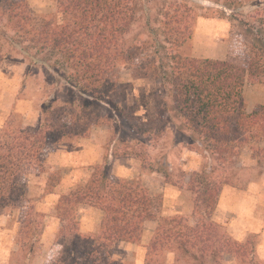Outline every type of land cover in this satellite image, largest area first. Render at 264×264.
I'll use <instances>...</instances> for the list:
<instances>
[{"label": "trees", "instance_id": "trees-1", "mask_svg": "<svg viewBox=\"0 0 264 264\" xmlns=\"http://www.w3.org/2000/svg\"><path fill=\"white\" fill-rule=\"evenodd\" d=\"M154 2L162 6L151 18L147 4ZM141 17L157 25H147L144 39L131 38ZM198 17L226 19L242 27L250 42L248 66L188 56L185 49ZM15 54L47 67L57 76L56 84L70 86L82 100L80 115L71 124L64 122L60 108L52 109V98L41 106L43 126L0 137V214L27 202L25 178L43 173L42 158L50 146L64 138L87 136L74 126L111 125V117L94 106H106L119 118L125 116L117 103L123 68L158 80L169 100L161 98L159 119L130 118L125 121L128 128L142 137L160 138L166 130L161 116L173 111L196 135L194 141L203 153L213 156L219 166L233 168L245 147L251 149L258 166L264 164V148H255L264 140V104L248 113L243 95L247 80L264 86V0H57L56 14L40 22L27 1L0 0V63ZM132 146L117 149L114 144L113 158H134L148 169L149 154L139 143ZM214 172L205 168L190 175L187 189L193 198L194 224L183 218L160 219L148 247L147 264L151 255L170 242L186 254L196 250L193 260L200 264L208 260L220 264L225 255L236 260L248 255L251 263H257L249 242L233 240L211 221L221 190L228 184ZM81 204L103 212L98 236L79 233L75 209ZM152 207L146 187L112 176L106 157L86 185L59 200L56 211L62 226L54 242L58 248L55 264H116L110 259L114 243H138L144 222L155 219ZM31 222L25 219L21 225L24 239ZM33 251L30 244L29 252Z\"/></svg>", "mask_w": 264, "mask_h": 264}, {"label": "rangeland", "instance_id": "rangeland-1", "mask_svg": "<svg viewBox=\"0 0 264 264\" xmlns=\"http://www.w3.org/2000/svg\"><path fill=\"white\" fill-rule=\"evenodd\" d=\"M25 1L28 2L36 22H40L44 17L54 15L57 12V0ZM238 1L247 2L249 0ZM201 4L207 5L205 3ZM161 6L160 2L147 4L151 18L161 10ZM149 24L150 26L157 25V23L152 21ZM149 24L141 17L133 27L131 38L139 36L140 39H144L143 30H146ZM185 53L194 58L225 60L241 67H247L250 58V42L244 29L237 23L226 19L198 17L193 30V39L190 45L186 47ZM56 78L57 76L52 74L47 67L32 64L20 55L7 56L0 63V96L2 93L5 95L10 92L12 88L16 92L14 112L8 118L0 120V123L2 122L0 126L1 138H5L9 133L21 128L37 130L43 126L45 115L43 113L41 115V106L52 98H55L52 103V109L60 108L64 112V122L71 124L75 121L77 116L80 115L79 106L82 99L70 86L63 84V82L61 85L56 84ZM120 82L122 87L117 103L125 116L119 118L117 117L118 113L113 114L106 106H94V109L103 116L111 117V125L109 127L105 126V130L108 133L104 146L106 154L109 153L114 144H116L118 149L123 148L122 145L125 144L128 146L133 145L132 147L135 148V144L139 143L143 152L149 154L147 168L160 173L169 184L187 188V179L185 177L195 167H200L197 168L199 169L198 172L205 168H212L215 170L214 174L222 181L227 182V185L241 187L244 184V172L242 171L244 166L248 164L246 158L252 157V151L249 147L242 149L233 168L226 169L224 166H219L213 156H207L203 153L202 149L194 141L196 135L187 128L183 120L177 117L173 111L166 112L165 116H161L166 124V130L160 138H155L153 134L145 137L140 136L136 131L128 128L125 121L134 117H139L143 121L159 119L161 98L163 97L162 99L165 102L169 100L166 98L158 80L152 77H141L133 69L123 68ZM243 95L248 113L253 112L264 104V86L262 84L252 83L247 80L244 85ZM91 108H93L92 105L89 106V109ZM26 114H28L27 117ZM28 119L31 120V124H34L35 127H25L24 122L25 120L28 121ZM73 128L78 133L86 131L87 136L85 138H88L92 131L98 129V126L85 128L84 123H80ZM67 139L64 138L60 143L65 142ZM69 139L76 141L81 138L72 136ZM59 144L50 146L44 153L42 158L43 173L31 174L25 178L26 199H31L32 197L29 198V196L38 194V192L31 191L29 193L27 190L30 176L31 178L33 175L38 178L42 177V175L46 176V188L42 193L46 201L45 208L53 205L50 203H54V192L62 180V176L58 171L50 170L56 162L54 156ZM257 147L264 148V140L255 146V148ZM195 154L199 155L200 159ZM252 159L256 166H253L254 168L249 167V169H255L253 170L255 177L263 175L264 164L258 166L256 159L253 157ZM177 195L172 196L174 201ZM28 199V204L24 203L23 205L9 208L0 214V217L4 215L11 216L3 222L0 219V264H55L58 248H56L55 244L53 247L48 244L47 252L44 253L42 250L43 246L39 245L38 241L41 239L42 230L45 226H48L55 218L58 219V213L54 208H52L53 211L51 209V211L46 213L47 223L44 221V216L34 211L31 200L29 201ZM154 201L155 207H157V205L162 204V197L159 196ZM179 201L181 203L186 202V196ZM25 219L32 222L27 237L24 239L21 225ZM183 220L190 225L194 224L191 218ZM221 231L227 233L224 226H222ZM247 242H249L248 248L253 246L256 253L259 236L251 235ZM30 244L34 245L32 253L29 252ZM178 247L176 242H170L156 256H150L151 262L149 264H200V261L193 260V254L196 253V250L186 254L182 250L177 249ZM168 254L171 255L169 259L166 257ZM223 260L220 264L223 263ZM257 260V263H251L250 257L247 255L246 258L237 259L236 262L237 264H260L261 261L258 260V262ZM207 264H211L210 260L207 261Z\"/></svg>", "mask_w": 264, "mask_h": 264}, {"label": "crops", "instance_id": "crops-1", "mask_svg": "<svg viewBox=\"0 0 264 264\" xmlns=\"http://www.w3.org/2000/svg\"><path fill=\"white\" fill-rule=\"evenodd\" d=\"M3 94L0 96V120L8 118L14 112L16 101V92L13 88L10 92ZM27 116L28 114H26ZM1 124L2 122L0 126ZM24 125L25 127H35L34 124H31L30 119L28 121L25 120ZM105 129V126H98V129L92 131L88 138H81L76 141L68 138L65 142L58 145V150L54 156L56 162L50 170L58 171L62 176V180L54 192L55 200L54 203H50L53 204L49 206L50 209L48 207L45 208L46 201L42 195L47 181L44 175L39 178L35 175L32 178L30 176L27 190L29 193L37 191L38 194H33V196H29V198L32 197L31 199H27L31 200L34 211L44 216V221L47 222L46 213L51 211L52 208L56 211L61 197L69 196L86 185L91 179L94 169L104 164L107 157L112 176L126 181L141 180L154 202L152 213L155 216V219L144 222L138 243L122 241L114 243L110 259L116 264H147L148 247L154 238L160 219H192L194 212L193 198L186 187L182 188L167 183L157 171L143 168L139 160L134 158H113L112 149L106 154L104 146L108 133ZM195 155L200 159L199 155ZM246 161L248 164L244 166L242 171L244 172V184L241 187L226 185L222 188L217 208L211 221L224 226L228 235L240 243H246L251 235L259 236L255 254L257 259L264 263V174L255 177L253 171L255 169H249V167L254 168L256 166L254 165V160L249 156ZM197 168L200 167L190 170V174L185 177L187 179L186 183H188L189 177L193 172L199 171ZM175 194L178 195L174 201L172 196H175ZM159 196L162 197V204L160 205L157 202L160 206L157 205L155 207L154 199ZM185 196L186 202L181 203L179 200H182ZM28 203L26 202V204ZM10 217L9 215H4L0 219L3 222ZM103 217L104 214L100 209L89 205L81 204L75 209L79 233L84 236H98L101 231L100 226ZM49 225H46L42 230L41 239L38 241V244L43 246L42 250L44 253L47 252L48 244L51 247L54 246L62 221L59 218H55ZM166 257L169 259L171 255L168 254ZM222 264H237V262L233 256L225 255Z\"/></svg>", "mask_w": 264, "mask_h": 264}]
</instances>
